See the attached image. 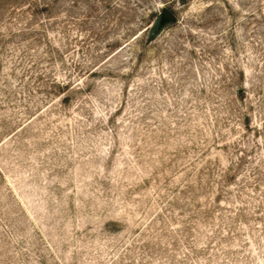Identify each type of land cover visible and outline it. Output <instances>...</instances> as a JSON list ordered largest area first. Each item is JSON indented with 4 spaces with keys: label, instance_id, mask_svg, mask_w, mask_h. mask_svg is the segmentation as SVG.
<instances>
[{
    "label": "rangeland",
    "instance_id": "374dc122",
    "mask_svg": "<svg viewBox=\"0 0 264 264\" xmlns=\"http://www.w3.org/2000/svg\"><path fill=\"white\" fill-rule=\"evenodd\" d=\"M0 264H264V0H0Z\"/></svg>",
    "mask_w": 264,
    "mask_h": 264
},
{
    "label": "water",
    "instance_id": "95a60500",
    "mask_svg": "<svg viewBox=\"0 0 264 264\" xmlns=\"http://www.w3.org/2000/svg\"><path fill=\"white\" fill-rule=\"evenodd\" d=\"M163 20L174 22L176 20L175 16L168 10L163 11Z\"/></svg>",
    "mask_w": 264,
    "mask_h": 264
}]
</instances>
